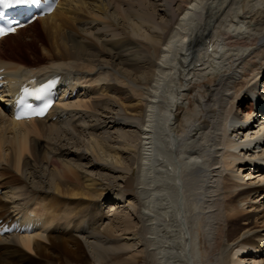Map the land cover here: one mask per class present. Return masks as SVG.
I'll return each mask as SVG.
<instances>
[{
  "label": "bare ground",
  "instance_id": "6f19581e",
  "mask_svg": "<svg viewBox=\"0 0 264 264\" xmlns=\"http://www.w3.org/2000/svg\"><path fill=\"white\" fill-rule=\"evenodd\" d=\"M0 68L79 89L0 114V264H264V0H63Z\"/></svg>",
  "mask_w": 264,
  "mask_h": 264
},
{
  "label": "snow or ice",
  "instance_id": "6c2138e0",
  "mask_svg": "<svg viewBox=\"0 0 264 264\" xmlns=\"http://www.w3.org/2000/svg\"><path fill=\"white\" fill-rule=\"evenodd\" d=\"M32 0H0V5H3L4 7H12L14 5H22V4H27L31 3ZM15 29H5V28H0V36L8 35L10 32H14ZM52 85H47L45 87H42L38 90H36L35 94H42L48 90ZM25 95H32L34 93H29L27 89L24 90ZM50 105H45L44 109H41L39 112H37V115H43L44 111L46 110L47 107ZM20 118V117H17Z\"/></svg>",
  "mask_w": 264,
  "mask_h": 264
},
{
  "label": "rangeland",
  "instance_id": "374dc122",
  "mask_svg": "<svg viewBox=\"0 0 264 264\" xmlns=\"http://www.w3.org/2000/svg\"><path fill=\"white\" fill-rule=\"evenodd\" d=\"M39 26V25H38ZM108 202H110V201H108ZM109 205V203H107L106 204V206L104 207V208H107V207H109L108 206ZM130 209V208H129ZM112 212V213H111ZM129 212V214H131L132 216H133V212H132V209H130V211H128ZM106 215H107V219L105 220V221H103V228L104 227H107L109 224H110V222H111V220H112V217H113V211L111 210V208H107L106 209Z\"/></svg>",
  "mask_w": 264,
  "mask_h": 264
}]
</instances>
